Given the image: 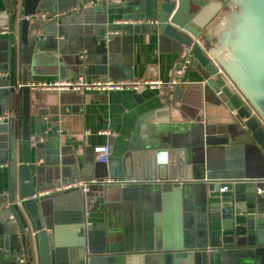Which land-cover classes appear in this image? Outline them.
Listing matches in <instances>:
<instances>
[{
    "label": "water",
    "instance_id": "water-1",
    "mask_svg": "<svg viewBox=\"0 0 264 264\" xmlns=\"http://www.w3.org/2000/svg\"><path fill=\"white\" fill-rule=\"evenodd\" d=\"M89 1L3 0L10 76L0 84L21 100V134L7 123L6 211L15 231L0 232V264H264V0ZM114 11L155 22L107 23ZM136 28L159 31L179 53L189 50L183 83L194 71L216 99L206 116L202 110L192 118L193 138H159L86 164L83 179L112 180L84 198L77 190L84 216L57 224L53 199L64 192L37 196L44 173L30 166L31 54L40 34L72 29L88 35L98 65L104 58L116 65L119 44L130 51ZM63 110L57 118L64 126ZM37 139L35 160L43 146Z\"/></svg>",
    "mask_w": 264,
    "mask_h": 264
},
{
    "label": "crops",
    "instance_id": "crops-1",
    "mask_svg": "<svg viewBox=\"0 0 264 264\" xmlns=\"http://www.w3.org/2000/svg\"><path fill=\"white\" fill-rule=\"evenodd\" d=\"M4 2L0 0V83L10 76L6 41L8 32H2L4 27H8L9 20ZM117 19H121L120 13L111 12L107 23ZM85 31L89 36L93 35L89 27ZM98 31L102 32L101 27ZM87 36L83 37L81 32L72 29L68 34H40L28 67L31 80H55L82 72L87 78L108 75L136 79L155 77L169 81L182 54L159 31L142 32L136 28L130 51H122L124 45L119 44L118 64L110 65L104 58L105 64L98 65L93 44ZM125 46L128 47L127 43ZM19 78L20 75L15 83L11 76L12 85L19 84ZM201 80L194 71H190L177 91L175 87L157 90L142 87L137 92H83L79 96L74 92L31 90L29 130L33 144L30 166L33 169L38 164L43 170L44 182L40 185L45 188L59 181L84 178L87 174L86 164H100L93 152L96 146L107 144L111 151L109 158H120L128 148L141 145L149 148L159 138L185 141L193 138L195 130L192 118L202 110L206 116L211 109L210 102L216 99L215 92ZM15 97L10 99L0 84V114L8 109L13 110L11 130L18 137L21 134V109L19 112L15 110ZM19 101L21 108L20 98ZM164 107L169 108L166 114L161 111ZM60 108L67 112L64 126L57 118L61 116V113H57ZM152 110L155 115L147 116ZM8 133L7 123H0V225L3 229L0 232L3 234L15 231L6 211ZM35 138L43 144L38 160H35ZM95 187L99 188L101 184L97 183ZM53 200L56 202L53 209L55 223L64 225L81 221L84 209L79 191L69 190ZM111 232L106 233L107 244L113 240ZM3 259L7 260L5 257Z\"/></svg>",
    "mask_w": 264,
    "mask_h": 264
},
{
    "label": "built area",
    "instance_id": "built-area-1",
    "mask_svg": "<svg viewBox=\"0 0 264 264\" xmlns=\"http://www.w3.org/2000/svg\"><path fill=\"white\" fill-rule=\"evenodd\" d=\"M96 0H90L88 3H93ZM153 20L147 19H117L114 21L116 24H149ZM2 32H8V27H4ZM115 33V32H114ZM190 60L189 50L181 54L179 63L177 64L174 74L169 81H163L159 78H122L111 77L108 75L102 77L87 78L83 74H77L67 78H58L55 80H27L26 86L31 90L52 91V92H74L82 94L83 92H94L98 94H106L112 91H132L137 92L140 88L144 87L149 90L157 89H171L177 85L183 84V77L188 67ZM14 118L12 109H8L0 114V123H8ZM96 160L104 163L108 160L111 151L109 145L96 146L93 150ZM111 180L104 179L98 180L96 178L83 179L74 178L70 180H63L56 182L48 187L43 188L36 195H49L69 190H80L83 198L86 197L90 188L97 183H109ZM21 200H16L15 205L20 206ZM11 218V215H9ZM35 251V249H34Z\"/></svg>",
    "mask_w": 264,
    "mask_h": 264
},
{
    "label": "trees",
    "instance_id": "trees-1",
    "mask_svg": "<svg viewBox=\"0 0 264 264\" xmlns=\"http://www.w3.org/2000/svg\"><path fill=\"white\" fill-rule=\"evenodd\" d=\"M14 101H15V110L17 111V112H19V109H20V101H19V98L18 97H15L14 98Z\"/></svg>",
    "mask_w": 264,
    "mask_h": 264
}]
</instances>
